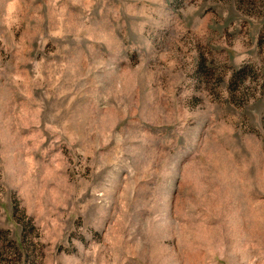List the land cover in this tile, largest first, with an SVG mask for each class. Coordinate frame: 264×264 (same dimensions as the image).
<instances>
[{
	"label": "rangeland",
	"instance_id": "374dc122",
	"mask_svg": "<svg viewBox=\"0 0 264 264\" xmlns=\"http://www.w3.org/2000/svg\"><path fill=\"white\" fill-rule=\"evenodd\" d=\"M0 264H264V0H0Z\"/></svg>",
	"mask_w": 264,
	"mask_h": 264
}]
</instances>
